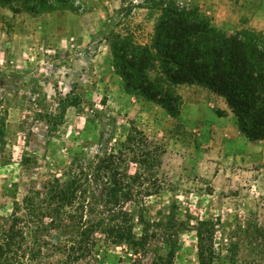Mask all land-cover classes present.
<instances>
[{
    "label": "rangeland",
    "instance_id": "1",
    "mask_svg": "<svg viewBox=\"0 0 264 264\" xmlns=\"http://www.w3.org/2000/svg\"><path fill=\"white\" fill-rule=\"evenodd\" d=\"M176 1L195 7L219 30L252 31L264 40V0ZM156 3L72 0L31 15L21 1H13L14 8L0 2V215L18 204L20 224L29 222L40 240L34 264H150L163 254L158 236L134 254L100 229L108 213L102 186L91 181L93 166L131 125L162 148L166 190L150 197L151 205L176 199L188 224L174 264H198V219L215 223L212 264H264L258 230L264 228V139L248 141L223 97L204 86H171L182 98L172 117L128 93L114 71L116 35L152 47ZM55 177L76 188L71 203L49 198L54 192L47 182ZM75 239L84 251L72 261L67 246L76 247Z\"/></svg>",
    "mask_w": 264,
    "mask_h": 264
},
{
    "label": "trees",
    "instance_id": "2",
    "mask_svg": "<svg viewBox=\"0 0 264 264\" xmlns=\"http://www.w3.org/2000/svg\"><path fill=\"white\" fill-rule=\"evenodd\" d=\"M13 1L17 0H0L11 8ZM18 1L29 14L39 15L45 10L67 6L72 0ZM156 1L160 14L154 24L151 48L118 35L110 43L112 65L124 89L162 106L170 116L176 117L182 98L171 91V86H204L223 97L248 141L264 139L263 37L247 30L232 33L219 30L209 19L199 16L195 7L181 5L176 0ZM151 72L155 74L151 76ZM69 98H66L68 103ZM3 134L0 122V144ZM161 154L159 145L131 125L124 140L103 150L96 158L91 181L104 190L108 218L100 228L104 230L102 233L110 235L113 244L125 243L134 254L144 251L150 240L158 236L163 254L150 264H174L178 236L188 224L179 217L176 199L156 209L151 205L149 198H159L166 190L165 179L160 174ZM47 184L54 192L51 199L58 198L67 205L77 196L75 187L67 182L63 184L57 177ZM17 208L9 215H0V264H34L40 253V240L34 228L29 227V222H25V227L20 224L23 220L16 215ZM151 208H154L153 221L148 214ZM135 225L138 234L134 232ZM214 226L210 219L196 221L198 264L213 262ZM258 230L264 232V228ZM259 237L264 238V234ZM75 240L76 247L67 246L72 261L84 251L78 245L81 241Z\"/></svg>",
    "mask_w": 264,
    "mask_h": 264
}]
</instances>
